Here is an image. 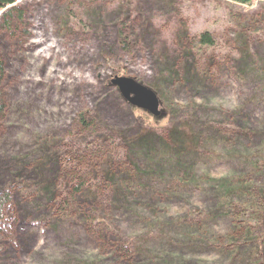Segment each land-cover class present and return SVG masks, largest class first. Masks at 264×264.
I'll return each instance as SVG.
<instances>
[{"label":"rangeland","instance_id":"obj_1","mask_svg":"<svg viewBox=\"0 0 264 264\" xmlns=\"http://www.w3.org/2000/svg\"><path fill=\"white\" fill-rule=\"evenodd\" d=\"M17 5L20 9L9 17L3 13L11 6L0 12V190L8 187L15 213L4 227L7 236L0 237V264H240L231 262L230 247L247 232H233L242 203L233 198L230 208L213 211L222 205L216 181L240 175L246 165L259 164L262 170L250 183L257 192L264 187L259 156L252 163L244 159L264 150V69L250 73L243 67L239 73L243 54L255 64L264 59V0L250 5L228 0H19ZM205 32L214 45H200ZM186 48L193 64L213 59L206 76H200L197 64L189 66ZM123 68L126 76L157 92L164 110L154 128L157 135L167 137L168 128L185 124L198 140L197 182L180 178L189 192L177 187L179 192H173L160 183L162 175L144 176L143 159L136 182L142 188L130 192L129 202L126 193L115 201L119 191L100 201L82 198L87 186L101 189L106 182L89 163L83 169L71 165L79 135L74 114L97 115L123 133L126 147H120L121 155L117 152L122 168L130 166L127 144L144 124L109 83ZM166 69L174 78L161 82ZM93 131L89 134L102 130ZM74 172L84 180L78 190ZM55 177L69 182H56L57 197L69 192L71 201L59 205L51 218L50 209L57 205L47 207L36 188ZM122 187L128 191L126 183ZM252 191L262 205L264 195L258 198ZM130 203L138 207L134 213ZM62 213L66 217L55 220ZM194 223L200 225L198 232ZM120 235L129 244L123 250L117 248ZM169 239L173 242L165 243ZM226 243L230 250L223 254ZM237 260L251 261L247 252Z\"/></svg>","mask_w":264,"mask_h":264},{"label":"trees","instance_id":"obj_2","mask_svg":"<svg viewBox=\"0 0 264 264\" xmlns=\"http://www.w3.org/2000/svg\"><path fill=\"white\" fill-rule=\"evenodd\" d=\"M231 2L239 3L242 5H250L252 0H228ZM18 0H0V10L5 8L8 5H13L17 3ZM19 6L15 4L10 8L8 11H6L3 16H10L13 14V11H17L20 8ZM8 16V17H9ZM11 19V18H10ZM20 19V18H19ZM185 38V34L181 32L180 40H183ZM198 42L203 45L212 46L214 45V40L211 34L208 32H205L199 36ZM246 50V49H245ZM244 50V51H245ZM247 54H243L242 58H240L239 62V68H240V75H243L244 68L248 69V72H256L261 73L260 68L264 69V66H260L261 62H264V59L258 58V63H254V61L250 60L251 56H246ZM184 56L187 58L190 57L191 61L189 66L193 65V67L196 65L201 69L200 76L204 77L208 74L209 68L213 63V59H207L206 63H199L195 62L193 64V57L190 55V52L188 48L184 51ZM242 59V61H241ZM252 62V64H251ZM165 65L170 63L167 61V59H164ZM173 66L174 64L171 63ZM185 68V73L189 74L190 67ZM2 67L3 62L0 60V81L2 76ZM260 67V68H259ZM119 73V75H122L125 73V68L123 69H116ZM250 70V71H249ZM264 71V70H263ZM167 75L166 77H163L161 82H164V80H168V77L174 78V74L170 75L171 73L166 69ZM241 78V77H240ZM187 79V78H186ZM161 80V79H160ZM159 80V81H160ZM163 87H165L164 83H161ZM200 87L199 85H197ZM132 109V108H131ZM3 110V99L0 91V113ZM133 110V109H132ZM138 116L143 121V127H141V133L128 142L127 144V154L129 157L130 166L129 167H119L121 164L117 163L118 160V154L121 155V152H124L120 147L125 146L126 144H121V137L122 132L117 131L116 129H111L107 125H105L103 122H101V119L94 115L92 117H86L84 114H79L73 116V120H75V124L79 126V129H75L79 135L75 137L74 144H76L74 153L72 154V158L74 162H72V166L78 165L79 169L87 168L84 163H89V165H92L95 168L94 174L96 176L101 175L103 179L105 180V184L101 189H91L90 187H86L87 190L85 195H82V198L84 200L88 201H100L104 196H113L115 197V194L117 192H122L117 194V198H114L115 201L121 200V194L126 193L127 195L124 196V201L129 202L131 200L133 190H140L142 186L140 184H137V179L139 177V171H140V163H143V159L147 161V164L145 166L147 167V171H143L142 174L148 177H153L154 175H162L164 178H160V183L163 185H166L169 189H171L173 192L177 191V189H181L184 192H189L190 186L184 181L180 180V178H183L186 176V179L190 180V183H196V175L194 174V165L196 164L197 160H199L200 152L197 149L198 140L196 141L194 134L192 132H189L187 128L185 127V124L176 127H170L168 128V134L167 137L159 136L155 133L154 128L159 126L158 118L154 117L153 115L149 114L148 112H144L141 110H137ZM164 118V117H163ZM167 119V118H164ZM185 123V122H184ZM101 129L102 131L98 133L97 135H90L89 131H95ZM93 131V132H94ZM264 131H260V133H263ZM76 133V134H77ZM93 141L97 142L96 144H91ZM113 141L112 144L110 142ZM98 142H105V144L102 143V145L107 146L106 143H108V148L103 147L104 150H102V145H98ZM264 145V144H263ZM113 146V147H111ZM101 148V149H99ZM257 150V149H256ZM255 151V150H254ZM77 152L80 153V157L77 156ZM118 152V154H117ZM233 153V152H232ZM229 153V154H232ZM58 156V154H57ZM259 156L261 164L264 166V150H260L259 152H251L244 155L245 163H252V158ZM70 158V157H69ZM82 159V160H81ZM141 160L142 162H140ZM145 161V162H146ZM187 162L189 163V166L187 165ZM255 162V161H254ZM71 163V162H70ZM256 164H252V166L246 165L245 171H242L240 175H231L228 176V179L224 182L216 181L218 183L217 188L220 190L218 193L222 197V205L220 207L216 208L213 212L219 211L222 207V209H225L226 205L228 208L232 205L233 198H237L238 201L242 203V209L243 212L241 214L235 215L234 217V223H232L234 231L237 232L241 229H245L247 231L244 233V237L240 239L238 242L239 244L236 245V247H230L232 248V251L234 254L232 255L231 262L235 261L237 263L242 264V260L240 259L242 252H247L250 258L247 260L249 264H264V261H262L264 257V203L262 205L256 204L257 199L252 196V193L254 190L255 194H260L261 196L264 195V187L261 191H255L253 188V185L250 183V177L252 175H255L256 172H260L262 169L260 168L259 164L255 162ZM193 166V167H192ZM40 167L36 166V170H39ZM20 169L19 171H21ZM73 171V169H71ZM76 170V169H75ZM189 170V171H188ZM58 172V171H57ZM252 172V173H251ZM141 173V172H140ZM18 175V174H17ZM247 175V176H246ZM75 177V180L78 182L76 189L78 186H83L84 180H81V176L78 175V173L74 172L73 178ZM125 178V179H123ZM172 178H179L176 183H171ZM185 179V180H186ZM44 181V179L42 180ZM61 185L69 186V182H62L60 177H55L54 180H47L42 182L39 189L36 188L35 182L31 183L36 190L43 193V195L46 198V205L47 207L51 205H57L56 208L50 209V216L52 218V215L56 210L59 209V205L67 203L66 201H71L67 199L68 193H66L65 196H62L63 192L61 191V197H57V184L58 182ZM108 181L110 184H108ZM166 182V183H165ZM126 183V191L122 184ZM119 184V186H117ZM181 186L180 188H178ZM97 186H95L96 188ZM118 187V188H116ZM177 187V189H176ZM43 190V191H42ZM78 190V189H77ZM107 193V195H103V193ZM179 192V190L177 191ZM115 193V194H114ZM124 195V194H123ZM261 196L257 195L258 198ZM135 199V198H134ZM136 200V199H135ZM137 201V200H136ZM133 203V202H132ZM217 204V202H216ZM112 206H115L112 204ZM138 208L137 206L133 204H129V210L133 211V208ZM13 203H12V196L8 191V187L5 189L0 190V237L7 236V230L5 229L6 226H9L11 221L14 219V209ZM119 208V207H117ZM244 210L246 212H244ZM134 213V211H133ZM66 217L65 213H62L61 215L57 216L55 220H62ZM211 217V216H209ZM44 219L46 222V216H43L40 218ZM196 225V228H194L195 232L199 231L200 225L197 223H194ZM5 227V228H4ZM202 227H204L202 225ZM255 229L254 232L252 229ZM263 229V231H261ZM259 232V233H256ZM247 236V237H245ZM121 238H118V240H121L117 248H121L123 250L125 247H127L129 244L128 242L122 243V236ZM252 237V238H251ZM147 238V235H146ZM128 239V238H127ZM250 239V240H249ZM173 242V239L167 240L165 243ZM255 243L256 245H254ZM231 246V244L226 243L224 246L223 254H227L230 249H227V247ZM259 254L260 257H258L256 254ZM240 254V255H239ZM261 258V259H260Z\"/></svg>","mask_w":264,"mask_h":264},{"label":"water","instance_id":"obj_3","mask_svg":"<svg viewBox=\"0 0 264 264\" xmlns=\"http://www.w3.org/2000/svg\"><path fill=\"white\" fill-rule=\"evenodd\" d=\"M111 83L118 87L122 96L133 106L141 108L155 117L162 114L160 99L153 89L127 76H114Z\"/></svg>","mask_w":264,"mask_h":264}]
</instances>
